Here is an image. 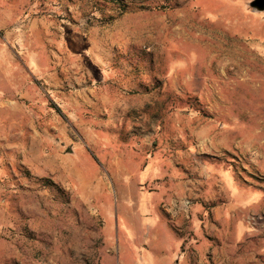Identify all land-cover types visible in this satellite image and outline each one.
I'll return each mask as SVG.
<instances>
[{
  "label": "rangeland",
  "instance_id": "rangeland-1",
  "mask_svg": "<svg viewBox=\"0 0 264 264\" xmlns=\"http://www.w3.org/2000/svg\"><path fill=\"white\" fill-rule=\"evenodd\" d=\"M254 0H0V264H264Z\"/></svg>",
  "mask_w": 264,
  "mask_h": 264
},
{
  "label": "water",
  "instance_id": "water-1",
  "mask_svg": "<svg viewBox=\"0 0 264 264\" xmlns=\"http://www.w3.org/2000/svg\"><path fill=\"white\" fill-rule=\"evenodd\" d=\"M251 6L258 11H264V0H254Z\"/></svg>",
  "mask_w": 264,
  "mask_h": 264
},
{
  "label": "trees",
  "instance_id": "trees-1",
  "mask_svg": "<svg viewBox=\"0 0 264 264\" xmlns=\"http://www.w3.org/2000/svg\"><path fill=\"white\" fill-rule=\"evenodd\" d=\"M105 1H107V2H111V3H114V4H122V2L124 1V0H105Z\"/></svg>",
  "mask_w": 264,
  "mask_h": 264
}]
</instances>
